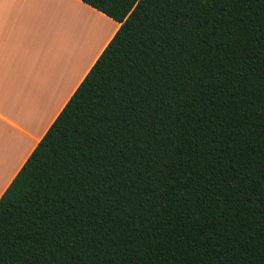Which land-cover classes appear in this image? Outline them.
I'll list each match as a JSON object with an SVG mask.
<instances>
[{
    "label": "trees",
    "instance_id": "16d2710c",
    "mask_svg": "<svg viewBox=\"0 0 264 264\" xmlns=\"http://www.w3.org/2000/svg\"><path fill=\"white\" fill-rule=\"evenodd\" d=\"M120 23L0 198V264H264V0H82Z\"/></svg>",
    "mask_w": 264,
    "mask_h": 264
},
{
    "label": "crops",
    "instance_id": "0c3cea01",
    "mask_svg": "<svg viewBox=\"0 0 264 264\" xmlns=\"http://www.w3.org/2000/svg\"><path fill=\"white\" fill-rule=\"evenodd\" d=\"M119 26L82 0H0V198Z\"/></svg>",
    "mask_w": 264,
    "mask_h": 264
},
{
    "label": "snow or ice",
    "instance_id": "6c2138e0",
    "mask_svg": "<svg viewBox=\"0 0 264 264\" xmlns=\"http://www.w3.org/2000/svg\"><path fill=\"white\" fill-rule=\"evenodd\" d=\"M118 6L123 10L127 11L129 8L136 7V5H143L147 7V0H136V5L132 3V0H116Z\"/></svg>",
    "mask_w": 264,
    "mask_h": 264
},
{
    "label": "rangeland",
    "instance_id": "374dc122",
    "mask_svg": "<svg viewBox=\"0 0 264 264\" xmlns=\"http://www.w3.org/2000/svg\"><path fill=\"white\" fill-rule=\"evenodd\" d=\"M87 20H88V19L86 18V23H87ZM85 27H87V24H85Z\"/></svg>",
    "mask_w": 264,
    "mask_h": 264
}]
</instances>
